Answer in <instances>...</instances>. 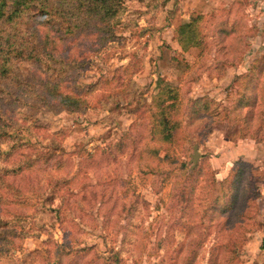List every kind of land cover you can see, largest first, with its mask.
I'll return each instance as SVG.
<instances>
[{
    "label": "rangeland",
    "instance_id": "1",
    "mask_svg": "<svg viewBox=\"0 0 264 264\" xmlns=\"http://www.w3.org/2000/svg\"><path fill=\"white\" fill-rule=\"evenodd\" d=\"M208 1L124 0L108 39L30 15L0 23L26 52L51 38L58 53L47 72L26 53L0 79V111L11 105L33 134L11 126L23 145L0 158L33 163L0 177V264H260L264 46L260 85L227 74L264 40V0ZM182 14L201 16L193 52L171 34ZM57 80L86 107L44 102V82Z\"/></svg>",
    "mask_w": 264,
    "mask_h": 264
},
{
    "label": "trees",
    "instance_id": "2",
    "mask_svg": "<svg viewBox=\"0 0 264 264\" xmlns=\"http://www.w3.org/2000/svg\"><path fill=\"white\" fill-rule=\"evenodd\" d=\"M123 6L124 0H0V23L5 21L11 22L22 19L26 15H30L31 17H38L46 24H50L56 32H63L62 34H71L94 29L95 32H100L104 39H108L113 34V27L117 23L118 16L121 14ZM200 17H192L190 20L180 23L177 26L175 38L183 50L199 46L200 35L196 26ZM14 23L15 22L10 26ZM17 34L18 33L14 32L12 29H0V79H6L8 75L10 76L14 61L18 58H22L26 53H31L32 56L30 55V57H32V61L37 64L41 71L47 72L50 67L48 60H57L58 53H56L57 47L55 46V41L51 38L42 39L43 45L40 43L37 44L42 47L41 49L32 47L29 52H26L27 44H17V37L15 36ZM31 36H33V34H31ZM27 59H29V56H27ZM58 85V80L55 82H44V102L48 99H52L57 105L65 108V110L70 113L86 107V105L84 106V100L81 96L73 93H63L60 91ZM170 93L171 90H169V88L160 90L156 95L157 101L167 103L172 95L167 96ZM156 104L158 105V103ZM5 109L6 111H0V145L2 142L6 141L9 147L8 150H5V155L0 154V158L6 159L8 162L15 154L14 148L20 144L23 145L19 138L14 141V135L10 133L9 130L11 126H16V130H20L21 134L24 131L31 136H33V134L32 126L17 123L11 105ZM164 122L166 123V121ZM166 126L167 124H164V129ZM27 142L28 141H26L25 144H27ZM28 146H31V144L22 146L20 150ZM21 161L13 163L16 165H1L0 177L19 175L33 164L31 161ZM1 179L2 178H0V180ZM261 248H264V240L261 243Z\"/></svg>",
    "mask_w": 264,
    "mask_h": 264
},
{
    "label": "crops",
    "instance_id": "3",
    "mask_svg": "<svg viewBox=\"0 0 264 264\" xmlns=\"http://www.w3.org/2000/svg\"><path fill=\"white\" fill-rule=\"evenodd\" d=\"M214 3L217 4L218 2H214V1L209 0L208 2L205 3V6L204 7H207V6L210 7V5L214 6ZM204 12L205 11L199 12L198 14H202ZM180 16L182 18H184L185 20L186 19L188 20L190 18V15L189 14H182ZM176 18H177V16H176ZM174 19H175V17H174ZM178 25H176L175 27H173V25H171L172 27H170L171 34H172V37L175 40L176 46H179V44H178V42H177V40L175 38V33L174 32H175V30H176V28H177ZM251 44H250V51L251 52L249 51L250 54L245 59H243V61H241V64H247V67L245 69H242L241 67H238V66L236 68L231 67V68H229V70L231 72L228 73L227 75H229L230 80H234V79L236 80L237 78H239L240 76H242L243 75V72L245 71L246 72L245 75H246L247 79H249L250 81H252L254 78H256V81L255 82H257L260 85V82H263V74L258 69L256 71V68H258V67L255 64V57L256 56H254V54H255L256 51H258V50L260 51V47H263L264 46V40L258 41V42L257 41L251 42ZM193 50H194V48H191L190 49V51H192V52H193ZM216 56H217V53H214L213 56H212L213 59L210 60V62L213 61V63H215V65H218V64H220L218 60H220L221 58L218 59V57H216ZM235 63L236 64H240L237 61ZM263 63H264V59H263ZM254 66L256 68H254ZM247 68H248V70L246 71ZM240 69H242V71ZM248 73H249L250 76L248 75ZM256 91H257V89H256ZM263 240H264V236L263 237H260V243H262ZM259 248H260L259 249V254L257 256H255V257H253V259L255 258L257 261H260V264H264V248H261V244L259 245Z\"/></svg>",
    "mask_w": 264,
    "mask_h": 264
},
{
    "label": "water",
    "instance_id": "4",
    "mask_svg": "<svg viewBox=\"0 0 264 264\" xmlns=\"http://www.w3.org/2000/svg\"><path fill=\"white\" fill-rule=\"evenodd\" d=\"M196 149H197V145H194V147H193L194 152L192 154V158H193L194 163L196 162L197 158L199 157L198 151Z\"/></svg>",
    "mask_w": 264,
    "mask_h": 264
}]
</instances>
